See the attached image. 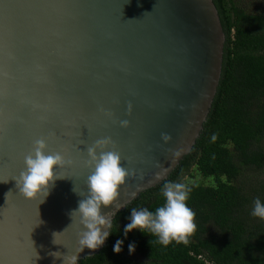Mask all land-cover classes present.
<instances>
[{"label":"water","instance_id":"1","mask_svg":"<svg viewBox=\"0 0 264 264\" xmlns=\"http://www.w3.org/2000/svg\"><path fill=\"white\" fill-rule=\"evenodd\" d=\"M224 43L221 0H0V264H63L49 253L77 252L83 226L68 213L88 191L87 148L97 140L110 137L135 170L119 206H102L111 222L167 180L200 140ZM39 138L46 154L72 161L55 169L64 179L43 203L15 180ZM107 240L78 253V264H113L87 259Z\"/></svg>","mask_w":264,"mask_h":264},{"label":"trees","instance_id":"2","mask_svg":"<svg viewBox=\"0 0 264 264\" xmlns=\"http://www.w3.org/2000/svg\"><path fill=\"white\" fill-rule=\"evenodd\" d=\"M221 26V77L200 140L167 180L115 215L106 245L87 259L113 264H264V219L252 215L254 201L264 203V185L250 186L248 193L242 182L246 170L264 172V6L221 0ZM167 181L191 189L187 205L196 213L197 230L189 243L173 241L165 247L139 229L125 236L131 210L154 212L164 202L160 189ZM118 240L123 241L119 253L114 251ZM130 244L135 245L133 252ZM132 253L144 261H133Z\"/></svg>","mask_w":264,"mask_h":264},{"label":"clouds","instance_id":"3","mask_svg":"<svg viewBox=\"0 0 264 264\" xmlns=\"http://www.w3.org/2000/svg\"><path fill=\"white\" fill-rule=\"evenodd\" d=\"M131 105L129 104V109ZM122 127H128L129 121H120ZM214 138V137H213ZM161 139L168 143L172 138L167 133L161 134ZM108 145H113V150H105ZM48 145L45 138L34 141L32 152L24 157L26 169L21 171L15 178L16 187L19 193L26 199L44 198L49 194V189L54 185L56 179H64L56 175L55 169L63 168L72 161L65 158L60 152L46 154ZM99 149V154L97 153ZM89 159L87 166L92 169L87 177V193L77 192L82 199L78 202V208L71 210L68 214L73 221V217L79 218V224L83 230L78 233V249L75 254H62L60 252H50L54 258H63V264H78L77 254L85 248L96 250L102 246L109 237L112 222L109 213H102V206H119L120 188L126 183L129 176H135V170H129L122 166L121 154L115 150L114 142L110 137L97 140L93 146L87 148ZM174 155H179V151ZM162 173L157 174V179ZM142 178V177H141ZM163 204L155 211L147 208L131 210L130 223L125 226L124 233L139 229L142 232L148 231L157 237V243L168 246L175 241L187 245L189 238L196 232V213L187 205L190 198L191 189L183 182H165L161 189ZM8 195V194H7ZM39 213V206H38ZM252 215L264 219V203L259 198L254 201ZM40 217V213H39ZM43 221L40 219V224ZM69 226V225H68ZM67 226V227H68ZM53 233V244H57L56 236ZM151 243V241H149ZM123 241L118 240L114 251L119 253ZM135 245H129V251L133 252Z\"/></svg>","mask_w":264,"mask_h":264},{"label":"rangeland","instance_id":"4","mask_svg":"<svg viewBox=\"0 0 264 264\" xmlns=\"http://www.w3.org/2000/svg\"><path fill=\"white\" fill-rule=\"evenodd\" d=\"M235 1L238 3V5L246 6V7H253L254 4L259 6H264L262 5L264 4V0H235ZM194 180H197V178H194ZM242 182L244 183L243 188H245V190L247 189L248 190L247 192L249 193L250 186H254V185L260 186L261 184L264 185V172L255 173L246 170L243 173ZM129 258L132 259L133 261H138V262L144 261V259L141 256H139L137 253L130 254Z\"/></svg>","mask_w":264,"mask_h":264}]
</instances>
